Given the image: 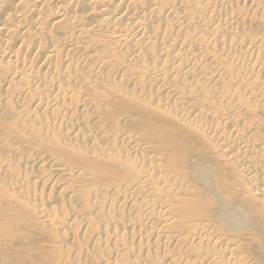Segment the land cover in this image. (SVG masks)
Here are the masks:
<instances>
[{"label":"rangeland","instance_id":"obj_1","mask_svg":"<svg viewBox=\"0 0 264 264\" xmlns=\"http://www.w3.org/2000/svg\"><path fill=\"white\" fill-rule=\"evenodd\" d=\"M32 1L0 0V28L16 29L10 34L0 31V38L14 44L21 63L39 81L38 92L54 93L52 84L58 82L61 90L54 94L55 100L66 104L71 100L72 105L84 102L85 108L73 113L84 125L74 142L58 128L46 133L32 123H24L13 99L22 92L24 101L32 105L36 92L25 88L29 78L7 79L11 71L0 68V264H101L105 252L112 254L113 250L112 244L95 238L101 227L114 226L122 234L119 241L129 242L133 237L132 232L114 225L117 219L133 220L149 235H136V246L123 257L150 254L151 260L155 257L162 264H167L168 257L174 264H196L203 257L208 259L206 254H214L206 264H264V200L251 194L250 181L238 166V155L245 154L234 146L229 161L206 130L209 126L232 143L244 142L255 148V153L246 156L250 161H256L251 157L258 159L255 178L264 179V99L253 97L264 94V74L246 87L248 97L240 90V94L233 93L237 63L218 58L219 50L203 57L198 45L208 37L202 30L204 24L212 27V37L225 45L234 36L229 28L211 25L210 14L199 20L198 12H206L207 7L203 2L193 6L191 0H81L73 4L77 15L70 13L60 24L50 21L56 11L54 5L35 12ZM259 1L257 8L239 7L237 2L218 4L217 12L224 17L245 13L246 21L234 38L239 42L251 34L254 48L262 42L255 56L257 62H264V0ZM170 5L176 10L168 12ZM97 6H102L104 15ZM66 7L70 11L72 4ZM85 11L93 15L92 23L100 31L89 32V38L78 41L81 36L75 34L72 23L85 21ZM6 12H21L26 21L8 22L11 17L4 15ZM38 14L50 18L42 19L41 31L34 21ZM136 24L151 32L152 39L109 48L116 31L129 32ZM66 41L79 42V47L67 51ZM79 48L92 49L91 54L87 56ZM51 49L57 51L46 56L49 65L44 68L41 56ZM134 49L137 53L131 55ZM184 49L186 58L196 62L190 71L177 62ZM65 57L74 61L65 63ZM175 61L177 68L172 69ZM151 70L166 77L170 89L160 86L157 77H149ZM5 80H9L6 90ZM142 89H146L143 94ZM157 94H162L161 100ZM237 106L247 111L240 113ZM42 111L47 123L69 118L67 112L58 109L47 107ZM194 112L195 119L185 117ZM83 143L93 147L84 150L77 146ZM36 152L43 162L31 163ZM46 159L52 162L46 163ZM151 164L155 170L145 175ZM59 165L70 174L50 176L53 167ZM79 171L81 177H76ZM37 175L43 177L44 185L38 179V183L32 181ZM170 180L182 185L180 189ZM21 182H26L24 190L28 194L34 191L30 195L36 196L35 200L16 196L12 188ZM169 194L175 197L178 213L174 226L164 218H151L160 203L150 212L152 200ZM137 195L139 199L135 200ZM40 207L56 220L52 216L48 221L40 219ZM74 213L81 215L80 222L70 221L65 229V220Z\"/></svg>","mask_w":264,"mask_h":264},{"label":"bare ground","instance_id":"obj_2","mask_svg":"<svg viewBox=\"0 0 264 264\" xmlns=\"http://www.w3.org/2000/svg\"><path fill=\"white\" fill-rule=\"evenodd\" d=\"M9 1L19 2V1H28V0H9ZM79 1H81V0H68L67 2H64V1H61V0H33L32 1L31 8H32L33 11L36 12L39 8H42V7H44V6L48 5V4L54 5L56 7V11L51 15V19L50 18L49 19L54 24H60L62 22H65L69 18L70 13H73L74 15H77V12H78L77 11V7L73 6V4H75V3L79 2ZM191 1H192L193 6H196L199 3H202L203 2L206 5V7H207V11L206 12H204L202 10H200L198 12L199 20H203L204 17L207 14H210L212 16V18H211L212 19L211 25L219 24V25H222V26H224L226 28H229V30L231 31V33L234 36L236 34H240L241 25L243 24L242 22L245 20V16H246L245 13L244 14H233L232 13L231 15H228L227 14L224 17V16L220 15L219 12H217V10H218L217 9V5L218 4H221V5L228 4V5H230V4H234L236 2H237V5L239 7L240 6L246 7V6H250L251 5L252 8H257L258 5H259L258 4V1L259 0H191ZM259 2H261V1H259ZM69 4H72V8H71L70 11L66 7ZM151 4L153 5L154 3L151 2ZM188 4H189V2H188ZM248 9H250V7ZM248 9H247V12H248ZM96 10L98 12H100L102 15H104L103 14L102 6H97L96 7ZM171 10H174L175 11L176 10V7L170 5L167 11L169 12ZM255 10H257V9H255ZM121 13L122 12H119L118 14H121ZM79 14H80V12H79ZM84 14H85V21H83V20H77V21H74L72 23L75 34H80V36H81V38H76V39H78V41L79 40H82L85 37H88L89 38V32H99L100 31V29H99L100 27H98V26H96V25H94L92 23V21H93V15H90L88 13V11H85ZM4 15H7V17H11V18H8L7 19L8 22H10L12 19H14L15 22H18L19 21V22H23L24 23L26 21V19H23V16L24 15L21 12H15V13H12V14L6 12ZM123 17H124V15L122 14L120 16V18H123ZM44 18H46V17H44ZM44 18L38 14V17L34 19V21L37 22V25H38L37 30L38 31H41V27L39 25H42L43 24L44 21L42 19H44ZM46 19L49 20L48 17ZM50 21H48V22H50ZM207 25L208 24H204L202 26L203 27L202 30L207 33L208 37H207L206 40H204L203 42H201V43L198 44L199 47H200L199 49H200V51L202 53V56L204 57L211 50L212 51L213 50H219L220 55L218 56V58L219 57L220 58H225V59H227L229 61L236 62L237 63V67L235 68V70H236L235 73H236L237 80L235 82V86L233 85L235 87V90H234L233 93L240 94V93H237V91L239 92V90H240V91H243V93L246 95V97H248L249 94L246 91V87H248L249 84H251L252 82H255L257 80V77L259 75L264 74V62H257L256 59H258V57L255 56V53H256L255 50L258 51V47L260 46V44L262 42L256 48H254L253 42L251 40L252 35L251 34H248L244 40L239 41V42L236 41V39L234 38V36H231L230 37V40H229V44L228 45L227 44L225 45L224 44V41H221L220 42L216 38L212 37V27H208ZM244 25H246V24H244ZM27 26L28 27H32V24L27 23ZM25 28H26V26H24L22 29H25ZM244 29L246 30L245 27H244ZM3 30L8 31V34H10L11 32H16V29L15 28L12 31H10L6 27H1L0 28V31H3ZM42 31H45V29L42 28ZM150 34H151V32H146L145 29L140 24L134 25L133 28H132V30L129 31V32H127L125 30H118V31H116L115 37L110 40L112 44L109 45V48H114L115 45H119V46H124L125 47V46H128L130 44H138V43H142L144 41L148 42L149 40L152 39V36ZM258 36H260V35H258ZM13 42H14V40H13ZM214 43H218V44L215 46ZM13 45L14 44L12 42L5 41V40H3V39L0 38V66H2L0 68L3 69V70L5 69V70H8V71H11L10 72L11 75L10 76H6V78L7 77H10L12 79L29 78V82L25 85L26 87L25 86H23V87L27 88V90H32V92H33V90L36 92V94H35L36 98H35L34 103L32 105L31 104L28 105L26 103L27 101H24L22 92L16 93L15 94V97L13 99V100H15L14 101V104L16 105L15 110L18 111L19 114L22 113V115L24 116L23 117L24 118V121H23L24 123H27V124H29V123L31 124L32 123L38 129L45 130L46 133H50L51 131H56V130H54V128H58L59 130H62L63 132H65V134L68 137L67 140L71 139L72 141L76 142L78 140V137H79L78 135L79 134H82V132H83V130H82V128L80 126L81 125H84V124H82L80 121H77V118L74 116L73 113L75 112V110L76 111L81 110L84 107V102H82L81 105L80 104L79 105H72V103L70 102L71 100L68 101V104H66V102L64 100H60V101L55 100V95L54 94L55 93H59L60 90H61L60 85H59L58 82H55V83L52 84L53 85V88H54V93H50L47 90H45L43 92H38L39 89H36V88H37V86L39 84V81L36 80V79H33L32 78V71H31V69L25 67L24 64L21 63L18 54L13 49ZM64 45H65L64 46L65 49L68 51V50H71V49L78 48L79 47V42L66 41L64 43ZM105 45L103 47H105ZM236 45H237V49H236ZM263 48H264V46H263ZM29 49H31V47ZM79 49H81L80 51L83 52L84 54H86L87 56H89L91 54V51H92V49H90V50H86V49H83V48H79ZM56 51L57 50L51 49V50H49L47 52H44L42 54L41 60H40V63H43L42 64V67H44V68H47L48 67L49 64H48V62L46 60V56L48 54H54ZM136 53H137V49H134V50H132L131 55H136ZM73 61H74V59H70V58H66V57L64 58V62L65 63H70V62H73ZM177 62L183 63L184 64V69L186 70L188 68L189 71L191 70L192 65H195L196 64V62L194 60H188L186 58L185 49H184V54L181 55V56L179 55L177 57ZM175 63H176V61L172 63V69L177 68V65ZM180 70H183V68H180ZM170 74L171 73H169V75ZM4 75H6V74H4ZM148 76L149 77H157V80L156 81H157V83L160 86H162L165 90L170 89V86H169L170 84L167 82V78L161 76L160 74H157L156 71H154V70L149 71ZM2 83H5V85L3 87L5 89V87L9 83V80L8 81L5 80ZM15 88H12V89L15 90ZM145 90L146 89H142L141 90V93L143 94ZM244 94H242V95H244ZM157 96H158V99L159 100L162 99V94H159V95L157 94ZM253 97L256 98V99H264V94H260L259 96L258 95H253ZM29 101H31V100H29ZM224 101H225V104H226L227 101L226 100H224ZM28 103H30V102H28ZM47 107L54 108V109H58V110H61L63 112H67L69 114V118L68 117H64L61 120H59V119L52 120V121L50 120L49 123H47L46 122V118L44 116L41 117L42 112H43L42 109H46ZM237 109H238V112H240V113L243 112V111L244 112L247 111L244 108H242V106H237ZM191 112H193V110H191ZM195 116H196V113L194 112V113H191V115L185 116V117L195 119ZM250 117H252V116H250ZM227 119H231V117H227ZM70 126H71V128H69ZM25 128H26V126H25ZM28 129H30V128H28ZM206 130L208 132V136L211 137V139L213 141L217 142L220 145V146H215V147L218 148L223 153H225L226 155H228V160L229 161H232V157L231 156L235 152V147L234 146H237L236 151L238 150V152L240 154H245V155H241V156L238 155V157H239L237 159L238 166L241 168V173H243V175H245L249 179V181H250V186H249L250 189L248 188V190H251V192H253L251 194H254L255 196H257L256 198L261 197L264 200V179L263 178L260 179L259 177H257V178L260 179L259 180V179L255 178L256 177V173L258 172V169H259L258 164L256 162L258 159L257 158L255 159V157H253V158L251 157L250 158L251 160L252 159L256 160L254 162V161L248 160V158L246 156L249 153H255L256 152L255 151V148H250V146H247L244 142H239L237 144L236 143H232V142L224 139L223 137H221V133L220 132H218L215 129L210 128L209 126L206 128ZM31 131H33V130H31ZM24 132H25V130H24ZM58 133H60V132H58ZM57 135L60 136V134H57ZM66 135H65V137H66ZM233 135H235V134L233 133ZM54 137L56 138V136H54ZM45 140H47V139H45ZM63 140H64V138H63ZM66 146H68V144ZM77 146H80L82 148L85 147L84 150H86V148H88V147L89 148L93 147V146H89L88 143H86V144L83 143L81 145L79 144ZM119 146H121V145H119ZM134 148L135 149H138V146L137 145H134ZM74 149H77V148H74ZM64 150H66V149H64ZM72 151L74 152L76 150H72ZM78 153H81V152H78ZM114 156H116V155H114ZM125 156H126V154H125ZM253 156H254V154H253ZM119 159H121V158H119ZM259 159L261 160L262 157H260ZM51 160L46 159V163H48V161L49 162H52ZM35 162H37V163L43 162V160H41V155H40L39 152H36L34 154V158L31 161V163H35ZM123 162L124 161L122 160V163ZM125 163H127V161ZM133 163H135V162H133ZM262 163H264V160H263ZM132 164H130V165H132ZM259 164H261V163H259ZM262 166H261V168H264ZM245 167H248L249 169L248 168H245ZM53 170L54 171L50 172V176H52V177L64 176L65 174L67 175V173H69L68 170L66 168H64L62 165L61 166L59 165L58 167L57 166H54L53 167ZM135 170H137V169H135ZM154 170H155V166L153 164L149 165L148 166V169H147V172H146L145 175L150 174ZM136 172H138V171H135V173ZM71 174H72V172H71ZM262 174H261V176H262ZM161 176L163 177V175H161V173H160L159 179L162 178ZM257 176H259V175L257 174ZM76 177H81L80 176V171L77 172ZM82 177H84V176H82ZM169 178L171 179L172 177H169ZM37 179L40 181V183H42L41 182V179H43L42 176H40V175L38 176L37 175L36 177H33L32 178V181L35 180V182L38 183L37 182L38 181ZM164 179H166L165 178V175H164ZM169 182H171V180ZM173 182H175V181H172L171 183L173 184ZM21 183H23V182H21ZM27 184H28V182H27ZM179 184H181V183H179ZM25 185H26V182L23 183L22 185L21 184H17L16 186H14L12 188V190L15 192L16 196H18L19 198H22L23 197L25 199L30 200L31 197H32L31 195H33L31 193H33L34 191L33 192H30L31 195L28 194L27 193L28 191L26 192L24 190ZM42 185H44V184L42 183ZM163 185H164V183H163ZM173 185L175 186L177 184L175 183ZM123 186H122V188H124ZM177 186H178L177 188L180 189V187L182 185H177ZM131 188H132V186H131ZM162 188H164V187H162ZM104 189L102 188L103 191H105ZM135 189H138V188H135ZM169 189H171V188H169ZM122 191H123V189H122ZM125 191H127V189ZM163 191L166 192L165 190H163ZM157 192H159V191H157ZM158 195H160V194L158 193L157 196ZM251 196H253V195H251ZM34 198H36V196ZM174 198H175L174 196H171V194H169V195H165L164 197H161V200H159V201L154 202L152 200V205L150 206L152 209L150 210V212H153L155 209H157L159 203H160V207H159V210H157L156 212H154L152 214L151 218H164L166 220H169L170 226H174L175 225V218H176L175 215L176 214L178 215V213L175 212L176 207H175V200H174ZM261 198H260V200H261ZM138 199H139V196L137 195L135 197V200H138ZM34 200H33V202H34ZM177 200H179V198ZM28 202L30 203L31 201H28ZM51 203H53V202H51ZM54 203H55V201H54ZM146 203L148 204V201ZM122 207H123V205H122ZM174 207H175V209H174ZM172 209H173V212H172ZM39 211L40 212H38L37 215H38V217L40 219H42L43 221H44V218L47 219L46 221H48L49 219H51L52 214L49 211L47 212V211H45L41 207L39 208ZM130 214H131V212H130ZM55 217H53V218L55 219ZM70 217L71 218H69V221L65 220V223H64V228L65 229H67L68 222L73 221V220H78L79 221L81 219V215H79L78 213H74ZM123 220L122 221H119L117 219L116 222L114 221V225L121 226L123 228V231L132 232L133 237H132V239L129 242L119 241V240H121V238H123L122 237V234L121 233H118L117 230H116V228L114 226H112L111 224H108V225H105V226L101 227L100 228V231L98 230L99 232L96 233L95 238L104 239V241L107 244H112V246H113L112 254L110 253V251L109 252L106 251L105 252V257L103 259L101 258L102 259L101 260L102 262L100 261L101 264H162L155 257H152V260H151L150 259V257H151L150 254L143 255V256L142 255H133L130 258L129 257H123V255L125 253H128L131 250L132 247L136 246V244H135V236L136 235H138L139 237H144V236L145 237H149L147 230L144 229V228H142L138 223L134 222L133 220H129V219H127L125 221H123ZM110 225H111V229H109ZM117 237H118V240H116ZM154 247L156 248L155 245H154ZM100 254H101V252H100ZM206 255H207V257H209L208 259H206V258L203 257L196 264H206L208 262V260H212L214 258V256H213L214 254H206ZM258 255H259V253H258ZM96 257H97V255H96ZM166 263L167 264H174L172 257H168L167 260H166ZM228 264H232V262L229 261Z\"/></svg>","mask_w":264,"mask_h":264}]
</instances>
